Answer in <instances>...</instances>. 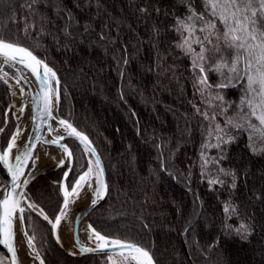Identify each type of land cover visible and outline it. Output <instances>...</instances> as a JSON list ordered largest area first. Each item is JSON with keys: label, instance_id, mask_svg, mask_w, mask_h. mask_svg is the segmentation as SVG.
<instances>
[{"label": "trees", "instance_id": "16d2710c", "mask_svg": "<svg viewBox=\"0 0 264 264\" xmlns=\"http://www.w3.org/2000/svg\"><path fill=\"white\" fill-rule=\"evenodd\" d=\"M185 11L180 0H0V34L54 69L60 114L90 138L103 160L108 194L88 214L96 231L143 245L155 264H264V155L251 154L241 134L219 165L235 170L236 188L230 177L225 186L209 185L201 174L208 121L195 109H212L193 87L189 59L174 46L173 17ZM26 25H33L27 33ZM209 79L214 84L218 77ZM223 94L228 101L240 97L238 88ZM11 101L0 80V148L15 129ZM68 140L74 157L66 184L88 164L80 145ZM68 166L39 174L27 186V200L50 219L63 201L59 182ZM6 184L0 165V198ZM226 203L237 212L225 213ZM25 208L26 230L35 233L45 264H107L106 255L64 252L50 224ZM241 224L246 230L237 233Z\"/></svg>", "mask_w": 264, "mask_h": 264}, {"label": "snow or ice", "instance_id": "6c2138e0", "mask_svg": "<svg viewBox=\"0 0 264 264\" xmlns=\"http://www.w3.org/2000/svg\"><path fill=\"white\" fill-rule=\"evenodd\" d=\"M38 2L39 0H32L33 4ZM180 3L186 11L183 16L173 17L171 31L178 36L174 46L189 59L193 87L202 98V103L212 109L211 112L201 111L199 107L195 109L204 120L208 121L205 129L206 139L201 151V174L207 178L209 185L225 186L224 177H230L232 181L230 187L235 189L237 178L235 170L219 166L220 161L226 159L228 146L235 143L239 135L246 134V147L251 154L264 155V0H180ZM28 7L31 9V4ZM140 11L147 12L148 9L142 8ZM155 11L159 13L160 9L157 8ZM165 15L169 13L166 12ZM30 27L33 25L25 26V33ZM152 31L154 35H159L160 29L153 26ZM0 64L9 68H15L17 64L22 65L39 81L40 91L33 98L36 105V116L33 120L39 118L41 123L57 120L60 128H53L49 124L50 133H60L61 128L63 129L62 134L43 140V143L56 145L62 150L65 158L59 160L57 166L64 167L66 159L70 160L74 157L73 150L67 144L61 143L65 139L78 141L83 146L84 152L94 158V161L89 160L86 170L80 173L74 182L62 185L63 206L54 220L35 203L26 204L27 209L37 211L55 232L61 221L67 218L70 203H75L80 198L85 187L91 190L92 207L105 198L108 194V184L104 179V168L89 137L77 130L70 121L53 115L59 103V79L56 72L32 50L6 40L2 34H0ZM210 74L218 77L214 84L210 82ZM8 77L9 73L4 72L0 80L7 84ZM15 79L16 84L19 85L24 77L21 74ZM50 80L55 81V88L48 83ZM235 88L240 91L239 100H226L223 90ZM23 93L24 89L21 87L20 94ZM24 110V106L19 108L20 113ZM218 117H223V123L217 119ZM3 130L0 128V132ZM19 134L17 128L7 147L0 148V164L7 169L11 177L8 186L10 190L5 187L3 198L0 199V245H4L11 253V256L7 257L9 264H19L15 221L18 218L22 226L25 222L26 208L22 201H26L27 197L23 191L17 189L27 186L29 179L21 180V177H25V168L29 161L34 166L35 160L38 159L33 156L35 143H26L22 150L17 147ZM35 140L40 141L41 137L37 136ZM13 148H17V152L14 163H10ZM212 148L218 150L217 156L207 155L206 150ZM210 167L215 169V174L210 171ZM69 171L64 172L65 180L69 176ZM28 176H31V172ZM224 212L232 215L237 212V208L226 203ZM88 229L89 239L96 241V247L84 248L77 237L76 244L82 253L102 252L112 264H155L152 254L145 248L130 241L105 236L96 231L91 224L88 225ZM242 230H246L244 224H241L236 232L240 233ZM23 236L26 246L34 254V259L44 264L35 245V233L29 234L24 230ZM56 239L59 243L58 235ZM111 248L121 251L126 249L128 252L127 255H121L118 260H114L109 255ZM0 264H4L3 259H0Z\"/></svg>", "mask_w": 264, "mask_h": 264}, {"label": "bare ground", "instance_id": "6f19581e", "mask_svg": "<svg viewBox=\"0 0 264 264\" xmlns=\"http://www.w3.org/2000/svg\"><path fill=\"white\" fill-rule=\"evenodd\" d=\"M6 65L1 64L0 69V76H3L4 72L9 73L8 85L11 95L14 100L15 105V117L17 120V128L19 129V136L17 138V147L22 145L24 139L26 138L27 132L30 127L32 114L36 105L34 103V96L39 92V87L34 75L22 65L17 64L15 66V70L18 72L19 76L22 74L24 79H21L20 84H16V79L18 75L14 72V70H6ZM23 87L24 93L23 95L20 94V88ZM15 92L16 94L13 95L12 93ZM21 106L25 107L23 113H20L19 108ZM52 125L53 128H60L57 120H48L45 122L39 137H41L40 141L36 143V149L34 153V157H38L37 163L39 166H52L57 165L58 161L62 158H65L62 150L58 148L56 145L52 144H45L43 140L51 139L53 136L62 134L63 129L61 128L60 133H50L48 131V125ZM17 131V130H16ZM68 139L61 141V143L67 144ZM14 149V148H13ZM17 149V148H16ZM13 152V150H12ZM88 160H93L94 158L91 157L90 154H87ZM14 159V158H13ZM33 164L31 165V167ZM37 166V167H39ZM94 167V164H93ZM94 183V181H93ZM92 199L91 190L85 187L84 191L81 193V196L75 203H70L67 218L61 221L59 225V236L62 242L66 245L69 251L76 252L78 250L77 245L73 241L72 238V228H73V219L74 215L83 207H85ZM63 206V205H62ZM90 223L86 219H82L78 224V239L80 245L83 246H91L96 245V241L94 239H89L90 230L88 229V225ZM15 232H16V249L19 259L22 264H33L32 260L38 261L34 259V254L31 250L26 246L25 238L23 236V229L20 220L17 218L15 221ZM128 250H122L115 253H111L114 260H118L121 255H127ZM109 264H112V261L109 260Z\"/></svg>", "mask_w": 264, "mask_h": 264}, {"label": "water", "instance_id": "95a60500", "mask_svg": "<svg viewBox=\"0 0 264 264\" xmlns=\"http://www.w3.org/2000/svg\"><path fill=\"white\" fill-rule=\"evenodd\" d=\"M6 40H8V39H6ZM8 41H11V40H8ZM11 42H15V41H11ZM15 43H18V42H15ZM18 44H20L21 46H24V47H26L25 45H23V44H21V43H18ZM28 48V47H27ZM29 50H31L30 48H28ZM34 52V51H33ZM34 54L35 55H37L35 52H34ZM40 59H42L39 55H37ZM42 60H44V59H42ZM45 61V60H44ZM46 62V61H45ZM47 63V62H46ZM48 64V63H47ZM48 66L49 67H51L49 64H48ZM52 68V67H51ZM13 70H14V72L16 73V75H18L19 76V74H18V72L14 69V68H12ZM53 69V68H52ZM54 70V69H53ZM41 71H42V69H41ZM35 77V76H34ZM36 78V77H35ZM57 78H58V76H57ZM3 81V80H2ZM36 81H37V84H38V87H39V91H40V84H39V81L36 79ZM53 88H55L56 87V84H55V81H49L48 82ZM7 85H8V83H7ZM9 87V86H8ZM53 115L54 116H56V117H59V118H61V119H66V120H68V121H70L72 124H73V126L74 127H76L77 128V130H79V131H81L70 119H67V118H65V117H63V116H61L60 115V112H59V103H58V105L56 106V108L54 109V111H53ZM34 116H36V108H34V111H33V114H32V119H31V123H30V127H29V130H28V132H27V135H26V138L24 139V142L22 143V145H20L18 148H20L21 150L24 148V145L26 144V143H28V142H31V143H35V145H36V143H37V141L35 140V137H37V136H39V134H40V132H41V130H42V128H43V126H44V124H45V122H47V121H45V122H43V123H41V121L39 120V118H37L36 120H33V117ZM15 117V116H14ZM15 120H16V117H15ZM16 130H17V120H16V126H15V130L13 131V133L11 134V136H10V138H9V140H8V143L10 142V140H11V137H12V135L14 134V133H16ZM82 132V131H81ZM84 133V132H83ZM90 139V138H89ZM74 140V139H73ZM76 141V140H75ZM78 144H79V142L78 141H76ZM7 143V144H8ZM93 144V143H92ZM80 145V144H79ZM93 146L95 147V145L93 144ZM7 147V145L4 147V148H6ZM80 147L83 149V146L82 145H80ZM96 148V147H95ZM35 149H36V146H35V148H34V150H33V156H34V153H35ZM84 151V150H83ZM96 151H97V149H96ZM85 153V152H84ZM97 153L99 154V152L97 151ZM85 155H86V157H87V153H85ZM99 156H100V154H99ZM87 159H88V157H87ZM100 159H101V162H102V165H103V168H104V179L106 180V182H107V179H106V172H105V167H104V163H103V160H102V158H101V156H100ZM88 162H89V160H88ZM10 163H14V159L12 158V160H10ZM72 163H73V158L72 159H70L69 160V166H68V168L65 170V171H68V170H71V166H72ZM2 165V164H1ZM31 165H32V162L31 161H29V163H28V166L25 168V177H21V180H23V179H25V178H28L29 179V182L33 179V178H35L37 175H39V174H44V173H47V172H49L50 170H53V169H56L58 166L57 165H52V166H39V167H37V166H32L31 167ZM2 167H3V165H2ZM4 168V167H3ZM4 170H5V172H6V174H7V176H8V182H7V184H6V186L5 187H8L9 186V182H10V180H11V177H10V175H9V173L7 172V169H5L4 168ZM64 171V172H65ZM29 172H31V176H28V173ZM70 172V171H69ZM29 184V183H28ZM27 184V185H28ZM64 184H66V180H65V178H64V174H63V176H62V179H61V182H60V189H61V193H62V196H63V190H62V185H64ZM27 187V186H26ZM26 187H21L20 189H17V191H23L24 193H25V190H26ZM5 189V188H4ZM8 190H10V187H8ZM4 191V190H3ZM3 194V193H2ZM106 197V196H105ZM3 198V195L1 196V198L0 199H2ZM105 199V198H104ZM104 199H102V200H100L99 201V203L97 204V205H99L100 203H102L103 202V200ZM91 202V201H90ZM88 203L85 207H83L82 209H80L75 215H74V219H73V228H72V238H73V241L75 242V244H76V240H77V237H78V233H77V229H78V224H79V222L82 220V219H86L87 221H88V214H89V212L94 208V207H92L91 206V203ZM22 204H23V201H22ZM62 205H63V201H62ZM62 205H61V208H62ZM96 205V206H97ZM95 206V207H96ZM60 208V209H61ZM59 214V211H58V213L56 214V215H58ZM55 218V217H54ZM54 220V219H53ZM89 222V221H88ZM22 229H23V231L24 230H26V228H25V224L22 226ZM52 235H53V238H54V240H55V242L57 243V245L58 246H60L66 253H68V254H70V255H72V256H82V255H86V254H97V255H105L104 253H102V252H99V251H97V252H81V249H80V247H78V250L76 251V252H71V251H69L68 250V248L66 247V245L62 242V240L60 239V236H59V226H58V229L54 232L53 230H52ZM59 236V243L57 242V239H56V236ZM108 237H110V238H114V239H120V240H122V241H128V240H125V239H121V238H117V237H111V236H108ZM130 242H133V241H130ZM133 243H135V244H137V245H139V246H141V247H143V248H145L146 250H148L146 247H144V246H142L141 244H139V243H136V242H133ZM77 245V244H76ZM81 246H83V245H81ZM0 247L4 250V252L7 254V256L8 257H10L11 256V253H9L8 251H7V248L6 247H4V245H0ZM84 248H95L96 247V245H91V246H83ZM126 250V249H125ZM118 251H121V250H118V249H116V248H111L110 250H109V254H111V253H115V252H118ZM149 251V250H148ZM150 252V251H149ZM41 256V255H40ZM41 258H42V256H41ZM43 259V258H42ZM18 260H19V264H22L21 263V261H20V259H19V256H18ZM37 264H40V261L38 260L37 261ZM44 264H45V262H44Z\"/></svg>", "mask_w": 264, "mask_h": 264}, {"label": "rangeland", "instance_id": "374dc122", "mask_svg": "<svg viewBox=\"0 0 264 264\" xmlns=\"http://www.w3.org/2000/svg\"><path fill=\"white\" fill-rule=\"evenodd\" d=\"M6 39V38H5ZM8 40H10V39H8ZM11 41H13V40H11ZM16 42V41H15ZM19 43V42H18ZM26 46V45H25ZM26 47H28V46H26ZM28 48H30V47H28ZM31 49V48H30ZM32 50V49H31ZM33 51V50H32ZM37 54V53H36ZM38 55V54H37ZM41 57V56H40ZM42 58V57H41ZM43 59V58H42ZM1 65V64H0ZM6 70H10L11 68H9V67H7L6 66V68H5ZM11 71H12V69H11ZM11 94V93H10ZM12 96V95H11ZM11 105H12V113H13V115L15 116V105H14V100H13V97H12V101H11ZM59 112H60V96H59ZM61 115V114H60ZM62 116V115H61ZM15 126H16V124H15ZM15 130V129H14ZM13 130V131H14ZM13 133V132H12ZM75 141V140H74ZM67 142V145H68V147L70 148V146H69V140H67L66 141ZM71 149V148H70ZM16 150L17 149H14L13 150V152H12V158H14L15 157V155H16ZM66 161L67 162H69V160H67L66 159ZM88 163V162H87ZM1 165V164H0ZM34 166H39V164L37 163V159L35 160V165ZM87 166H88V164H87ZM1 167H2V165H1ZM3 168V167H2ZM87 168V167H86ZM86 168L84 169V171L86 170ZM3 170H4V168H3ZM4 172H5V170H4ZM83 172V171H82ZM81 172V173H82ZM5 175H6V178H7V182H8V176H7V174H6V172H5ZM78 177V176H77ZM76 177V178H77ZM75 178V179H76ZM68 179V178H67ZM67 179H66V181H67ZM61 182V181H60ZM60 182H59V185H60ZM28 186V185H27ZM26 189H27V187H26ZM25 193H26V190H25ZM29 201L28 200H26V201H23V206H26V204L28 203ZM37 212V211H36ZM58 213V212H57ZM56 216V215H55ZM52 219H54V218H52ZM24 224H25V222H24ZM51 226V225H50ZM25 228H26V225H25ZM51 230H52V228H51ZM53 236V235H52ZM54 239V238H53ZM55 241V240H54ZM56 243V242H55ZM57 244V243H56ZM35 245H36V248L39 250V252H40V249L38 248V246H37V243H35ZM143 246V245H142ZM60 247V246H59ZM61 248V247H60ZM62 249V248H61ZM63 250V249H62ZM64 251V250H63ZM65 252V251H64ZM151 253V252H150ZM40 255H41V253H40ZM94 255H97V254H94ZM42 256V255H41ZM7 254L4 252V250H1L0 249V259H3L4 260V264H9V260L7 259ZM107 257V256H106ZM43 258V257H42ZM32 260V262H33V264H37V262L35 261V260H33V259H31ZM44 260V259H43ZM155 261V260H154ZM45 262V261H44ZM107 264H109V260L107 259Z\"/></svg>", "mask_w": 264, "mask_h": 264}]
</instances>
